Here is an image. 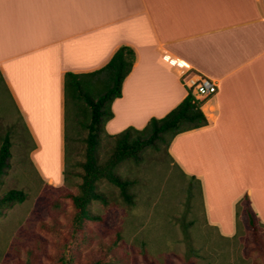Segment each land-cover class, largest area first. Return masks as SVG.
<instances>
[{
    "label": "crops",
    "instance_id": "crops-1",
    "mask_svg": "<svg viewBox=\"0 0 264 264\" xmlns=\"http://www.w3.org/2000/svg\"><path fill=\"white\" fill-rule=\"evenodd\" d=\"M121 45L135 59L106 132L176 107L188 92L177 62L187 63L218 91L198 99L206 125L177 134L170 160L198 180L208 225L224 236L244 197L264 224V0H0V76L42 182L63 183L65 72L99 69Z\"/></svg>",
    "mask_w": 264,
    "mask_h": 264
},
{
    "label": "rangeland",
    "instance_id": "rangeland-1",
    "mask_svg": "<svg viewBox=\"0 0 264 264\" xmlns=\"http://www.w3.org/2000/svg\"><path fill=\"white\" fill-rule=\"evenodd\" d=\"M66 113L70 181L64 184L63 178L62 184L51 186L42 182L32 164V139L0 80V146L5 137L10 145L0 197L10 189L26 194L0 215V264H264V227L254 242L244 212L238 213L230 236L208 225L200 184L182 175L163 146L148 148L142 160L116 168L134 181L131 205L115 185L102 180L98 191L105 202L94 200L89 206L98 219L77 226L75 209L64 195L78 192L81 178L75 174L83 172L79 163L84 161L86 130L80 129L73 140L72 108ZM110 145L103 137L100 156H106ZM51 164L55 173L56 163ZM220 218L227 221L225 215ZM183 222H190L189 238L183 234Z\"/></svg>",
    "mask_w": 264,
    "mask_h": 264
},
{
    "label": "trees",
    "instance_id": "trees-1",
    "mask_svg": "<svg viewBox=\"0 0 264 264\" xmlns=\"http://www.w3.org/2000/svg\"><path fill=\"white\" fill-rule=\"evenodd\" d=\"M134 59L133 49L121 45L101 68L85 73L67 71L64 74V184L70 181L69 175L71 174L68 169L71 161H68L66 151V112L69 107L72 108V120L75 126L73 140L80 129L86 130L85 136L82 137L85 144L84 161L79 163L83 172L75 174L81 178V182L77 185L78 192L64 195L70 199L75 209L73 220L77 226H81L85 220L98 219L90 211L89 206L94 200L105 202L103 195L98 191V184L102 180L115 185L128 205L133 203V194L130 189L134 186V181L123 178L116 172L119 164L128 160H142V152L148 148L159 150L163 146L167 151L177 134L206 125V118L201 110V101L188 91L176 107L161 118H150L143 128L128 126L119 133L108 134L105 124L113 117L111 104L115 98L120 97L122 82L130 73ZM0 80L3 82L1 76ZM103 137L111 142V147L105 157L100 156ZM9 147V140L5 137L0 146V176L8 167ZM190 179L198 182L194 177ZM25 197L26 194L22 190L10 189L5 192L0 197V215L5 206L14 202H22ZM239 203L244 209L251 236L254 242H258L260 240L258 230L259 227H264V224L259 222L250 208L247 197ZM189 223L183 222L182 224L185 238L190 237V232L186 227ZM63 264H72V262L68 260Z\"/></svg>",
    "mask_w": 264,
    "mask_h": 264
},
{
    "label": "built area",
    "instance_id": "built-area-1",
    "mask_svg": "<svg viewBox=\"0 0 264 264\" xmlns=\"http://www.w3.org/2000/svg\"><path fill=\"white\" fill-rule=\"evenodd\" d=\"M183 69L182 82L187 91H190L197 99L211 98L218 91L217 84L208 77L199 75L191 71L189 65L185 62H177Z\"/></svg>",
    "mask_w": 264,
    "mask_h": 264
}]
</instances>
